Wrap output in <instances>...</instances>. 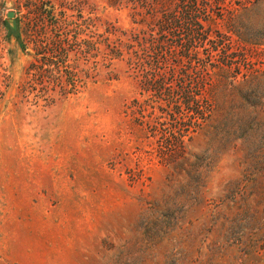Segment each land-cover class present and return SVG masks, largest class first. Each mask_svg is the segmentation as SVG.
<instances>
[{"label":"rangeland","instance_id":"obj_1","mask_svg":"<svg viewBox=\"0 0 264 264\" xmlns=\"http://www.w3.org/2000/svg\"><path fill=\"white\" fill-rule=\"evenodd\" d=\"M0 264H264V0H0Z\"/></svg>","mask_w":264,"mask_h":264},{"label":"water","instance_id":"obj_2","mask_svg":"<svg viewBox=\"0 0 264 264\" xmlns=\"http://www.w3.org/2000/svg\"><path fill=\"white\" fill-rule=\"evenodd\" d=\"M7 17L8 18H12L13 17V13L12 12H8Z\"/></svg>","mask_w":264,"mask_h":264}]
</instances>
